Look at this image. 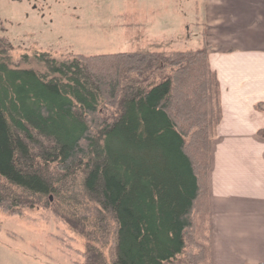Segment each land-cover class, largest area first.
Masks as SVG:
<instances>
[{
	"label": "trees",
	"instance_id": "trees-1",
	"mask_svg": "<svg viewBox=\"0 0 264 264\" xmlns=\"http://www.w3.org/2000/svg\"><path fill=\"white\" fill-rule=\"evenodd\" d=\"M10 48L0 34V207L18 205L20 190L53 194L54 212L87 238L83 264H106L97 210L80 217L60 197L81 171L82 194L115 222L113 264H212L208 170L222 110L208 48L68 58L40 49L37 66L12 62ZM102 102L115 115L97 117Z\"/></svg>",
	"mask_w": 264,
	"mask_h": 264
},
{
	"label": "rangeland",
	"instance_id": "rangeland-1",
	"mask_svg": "<svg viewBox=\"0 0 264 264\" xmlns=\"http://www.w3.org/2000/svg\"><path fill=\"white\" fill-rule=\"evenodd\" d=\"M184 4V0H0V34L9 38L12 62L21 65L37 66L33 53L40 49L67 58L121 50L171 51L193 42L178 40L181 13L177 10H183ZM116 111V104L102 102L97 117H110ZM187 140L194 161L204 168L206 162L197 157L201 144L191 134ZM202 148L205 159L204 143ZM83 177L79 171L75 192L69 187L60 192L62 203L80 217L91 216L93 209L95 218L97 210L102 231L95 242L106 264H113L115 222L95 200L82 194ZM19 198L23 200L13 204L14 209L0 207V264H83L87 238L54 212V195L20 190ZM205 207L198 204L197 222L206 216Z\"/></svg>",
	"mask_w": 264,
	"mask_h": 264
},
{
	"label": "crops",
	"instance_id": "crops-1",
	"mask_svg": "<svg viewBox=\"0 0 264 264\" xmlns=\"http://www.w3.org/2000/svg\"><path fill=\"white\" fill-rule=\"evenodd\" d=\"M184 3L178 40L208 48L221 91L208 171L212 264H258L264 260V0Z\"/></svg>",
	"mask_w": 264,
	"mask_h": 264
}]
</instances>
